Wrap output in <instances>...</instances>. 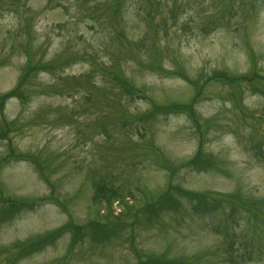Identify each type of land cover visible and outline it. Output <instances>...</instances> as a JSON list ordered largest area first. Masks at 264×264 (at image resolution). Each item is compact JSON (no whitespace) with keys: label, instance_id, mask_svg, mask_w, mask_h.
Here are the masks:
<instances>
[{"label":"rangeland","instance_id":"1","mask_svg":"<svg viewBox=\"0 0 264 264\" xmlns=\"http://www.w3.org/2000/svg\"><path fill=\"white\" fill-rule=\"evenodd\" d=\"M104 1L109 0H0V95L16 85L28 55L35 61H67L54 73H36L23 89L25 99H9L0 111V198L50 196L61 202V208L51 200L37 202L0 224V264H137L127 250L129 237L140 253L181 261L218 244L243 252L238 241L252 257L246 264H264V256L259 258L264 219L255 237L243 211L231 218L224 206V213L200 217L191 211L196 197L179 193V210L132 231L127 226L108 244L74 242L65 233L53 243L28 245L31 253L19 255L16 245L56 230L68 214L74 224L97 217L90 177L95 172L100 178L104 168L133 210L170 184L184 192L234 193L264 202V0H152L153 8L141 0H122L120 27L103 19L102 11L110 12ZM174 3L181 9L176 21L169 15ZM179 69L187 81L174 76ZM119 73L141 93L130 97L118 91L113 75ZM219 74L233 82H209ZM72 78L89 82L91 90L106 87L116 94V110L123 109L128 128L113 118L115 129L108 122L104 126L110 136L97 132L91 117L95 108L87 113L92 107L84 99L87 89L64 83ZM194 86L202 87L195 105L204 122L201 134L186 114L155 112L140 119L151 107L149 100L187 103ZM202 137L209 163L197 171L188 162ZM9 145L14 155L37 158L49 185L32 164L12 160ZM159 154L185 164L173 181L157 161ZM112 210L121 216L126 208L113 205ZM223 216L231 222L225 224ZM229 258L239 261L235 254Z\"/></svg>","mask_w":264,"mask_h":264},{"label":"trees","instance_id":"2","mask_svg":"<svg viewBox=\"0 0 264 264\" xmlns=\"http://www.w3.org/2000/svg\"><path fill=\"white\" fill-rule=\"evenodd\" d=\"M142 2H145L147 4L150 3L152 6V0L151 2H148L150 0H141ZM105 10H110V12H103V19L106 18V22H108L110 25H117L120 27V23L122 22V15H120V8L122 0H109L104 1ZM180 7L175 6V3L173 6L169 9V15L171 17H175V21L177 20L178 12H180ZM157 13V10H156ZM158 15V13H157ZM154 17V14H153ZM110 18V19H109ZM162 20L160 21V24L162 23ZM120 31L122 32V29L120 28ZM122 35V33H121ZM123 36V35H122ZM149 39V38H148ZM152 39H149V43H151ZM150 45V44H149ZM67 61L64 60L62 62H58L55 60H50L48 62H45L43 60H34L33 56L28 55V59L26 61V64L23 68L22 74L19 76V79L16 83V85L9 90L6 93H3L0 95V111L3 110L4 103L10 99V98H17L20 101L25 99L26 94L23 92L24 87L30 82L31 78L38 72L48 73V72H56L57 70L63 69V66L65 65ZM172 72V71H171ZM174 73V72H173ZM174 76L177 78H180L184 81H187L186 75L182 72V69H179L178 72L174 73ZM214 79V80H213ZM213 79H210L209 82H216L217 81H229V83H232L233 80L231 77H229L227 74H219L217 77H214ZM235 81L239 80L240 78H234ZM113 80L115 82V86L118 87V91H121L126 96L133 97L137 95L139 91L134 85H132L128 79L124 76L119 74L113 75ZM213 80V81H211ZM244 80V79H243ZM65 85L68 86L70 89L73 87H81L86 88L87 93L86 96H84V99L91 102L92 107L87 109V113L94 111L93 107L96 110L92 113V116L96 117L97 123L93 124V127L97 132L104 136H110V130L106 131L104 128L105 124L107 122L111 124L113 129H115L116 125H113V118H115V121L117 119L118 123H121L122 128L128 126V117L127 115L123 114V109L121 111L116 110V107H119L120 104L118 103L116 99V94H114L112 91H109L108 88L103 87L102 89L92 88L90 89L92 84L89 82H81L77 78H72L71 80L65 79L64 81ZM90 84L91 86H88ZM195 92L192 99H190L187 103H180V104H169V105H159L151 100L148 102L150 103V109L149 111L140 117L142 118H148L153 113H163V114H186L187 118L192 122V125L195 129H197V133L201 134V124L200 122H203L202 117L197 112L195 105L197 104L198 98L202 95L201 89L202 87L198 88L194 86ZM93 89H96L95 94H92ZM49 92V91H48ZM109 97L113 98L114 100L109 101ZM144 99V97H142ZM109 105L110 109L105 108L101 104ZM115 105V106H113ZM101 111V115L98 114V112ZM122 112V113H121ZM119 115V117H118ZM118 117V118H117ZM204 123V122H203ZM7 125V123H5ZM118 127V126H117ZM128 128V127H126ZM112 129V131H113ZM2 135H5V132L2 133ZM203 137L199 138V143L197 147L196 154L194 155L193 159H191L188 162V166H194V168L199 171L200 169L203 170V163L208 162L209 158L205 155H203ZM154 151L156 150L155 147ZM11 153V152H10ZM13 153H11L12 155ZM10 155V156H11ZM161 155V154H159ZM15 156V155H14ZM19 159L25 158L24 154H18ZM157 157V161L162 165V168L166 170L170 175V181L174 180L175 175L178 173L179 170H181L185 164H179L176 165L173 161H171L169 158L164 157ZM208 158V159H206ZM96 175V173H92L90 179L94 180L93 182V194H92V202L96 206V215L97 217L91 218L90 220L84 221L83 224H74L73 220L71 219V216H69L68 221L59 227L58 229L47 233L45 235H42L38 237L36 240L29 241L27 243L16 245L15 248H18L20 250L19 255H27L30 254L31 251L27 249L28 245H39L42 244L48 240L50 242H54L59 237H61L65 233H71L72 234V241L76 242L77 239H89L92 243L96 245H104L108 244V242L111 240L112 236H114L117 232L124 230L127 226L131 227V231L141 224L143 221L146 222H152L156 218H161V215L164 212H175L180 209L179 205L176 203V194H182L184 198H190V197H196V202L192 205L191 211L194 215L204 217V215H207L208 217H215L216 214H218L220 211L223 210L224 206H229V215L232 218L233 214H235L237 211H243V213L246 215L249 224L252 226L253 234L256 237V235L259 237L261 235L260 231V222L263 221L264 217H262V213L264 212V202L255 203L254 201H247L245 198H242L238 194H232V193H221V192H209L205 191L202 193H193V192H184L179 187L171 186L169 185V188L164 191L160 192L158 195H156L154 198H151L149 201H146L144 204L139 205L140 207H136L135 210H133L132 207L128 206L126 203H124V198L122 195V192L120 188L115 187L114 181H108V179L111 178L108 172V168H104V173H100L99 177ZM97 178V179H96ZM173 190V191H172ZM117 202L119 207L125 206L126 211L125 215L120 213L119 215H114L112 206L113 203ZM37 201L34 200H24V199H13V198H0V224L2 222L10 220L16 212L26 209V208H32L36 206ZM99 206V208L97 207ZM104 207L106 209L105 215H101L103 210H101L100 207ZM260 214L258 215V213ZM224 213V210H223ZM14 214V215H13ZM13 215V216H12ZM120 216V217H119ZM143 218L145 220H143ZM223 222L225 224H228L231 222V219L225 218L223 216ZM252 235L251 239L253 240L255 237ZM233 239V238H231ZM78 240V241H79ZM228 240V239H226ZM225 240V241H226ZM236 241L235 239H233ZM129 243L132 246L131 252H133L134 256L137 257V264H246L252 261V257L250 258V253L246 251V247H243L241 243L236 241L238 244V247L240 249L243 248V252L233 251V247L224 244V245H216L213 246V248L209 249L205 252H200L198 254L188 256L183 261L181 260H175V258L167 257L165 254H155V253H140L137 248H135V242L132 237L128 238ZM50 243V244H52ZM23 245V246H22ZM22 246V247H21ZM231 254H235L239 261H232L229 256ZM264 256V252L259 258H262ZM228 260L227 262H224L223 260Z\"/></svg>","mask_w":264,"mask_h":264}]
</instances>
